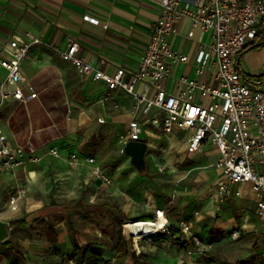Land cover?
Segmentation results:
<instances>
[{"label": "crops", "instance_id": "crops-1", "mask_svg": "<svg viewBox=\"0 0 264 264\" xmlns=\"http://www.w3.org/2000/svg\"><path fill=\"white\" fill-rule=\"evenodd\" d=\"M86 15L98 18L100 24L88 21L85 18ZM159 15L158 0H0V59L6 56L4 47L14 36L27 42H32L34 38L40 40L31 43L29 53L21 64L22 73L27 82L37 91V97L30 99L27 103L10 98L0 109V129L7 136L8 143L13 150L26 160L22 167L0 175V186L3 183L13 184L15 179V185L11 189L7 202L0 206L1 218L8 220L25 208L28 212L23 215L28 221L25 229L30 227V220L33 217L39 216L40 212L43 213V210L39 211L38 207H35L38 206L35 203L29 204L30 196L28 195L20 203L19 210L16 212L10 209L9 199L17 187L24 186L26 190L28 189L17 175L20 169L23 170L22 174L26 175L28 180L36 174L39 163L33 162L30 157L42 159L50 155L55 160L53 168H59L71 174L76 172L81 174L85 187L95 190L91 200L97 204L114 205L117 201H121L119 209L124 215L122 221L126 225L127 238L130 240V254L121 260V264L124 261L129 264V260L139 264L143 250L146 252L147 247H151L149 244L156 240L155 237L162 235V233L154 234L161 227L158 225L161 217L157 219L156 210H164L167 216V210L160 198L147 192H126L123 190L125 181L109 189V185L101 177L94 175L93 171L96 165H100L107 172L95 152L99 149L98 143L103 141L104 132L116 131L119 143V135L127 129L133 117L131 95L122 90L110 91L105 82L94 80L92 76L82 75L71 61L62 57V51L68 47L70 40L74 39L80 44L78 55L95 67L109 73H115L121 67L134 71L139 65ZM104 24L108 26L105 27ZM191 29V18L185 17L180 22L178 33L170 36L175 49L180 53L188 54L190 60L189 62L171 63L173 74L166 81V89L169 93L175 94L182 88L178 82L182 76H188L189 79H200L195 70V58L200 41L205 39L206 34L200 27H197L191 37L189 35ZM259 32H263L261 38L264 40V19ZM237 66L243 75L264 74V42L244 54ZM6 77L7 70L0 63V84ZM201 79L208 81L209 76L205 75ZM245 80L248 83H254ZM261 84L264 85V83ZM26 93H29L27 89ZM105 97L108 98L104 100ZM100 119L105 121L100 122ZM144 129L147 131L146 135L148 132L160 133L168 139L174 152L185 150L189 158L194 155L187 150L186 138L189 132L164 133L154 126ZM142 140L146 141L143 134ZM95 142L96 145H94ZM146 142L148 149L151 145L148 141ZM209 145H212L211 151L206 150ZM53 146L59 148L60 157H55L50 152ZM72 152H77L82 159L86 156H94L96 163H89L85 160L78 164L71 163L68 157ZM199 153L200 155L208 153L214 165L220 158L217 145L211 141L203 143L202 151L195 155ZM175 154H169L166 157L170 167H173L170 162L176 158ZM143 173L145 175L147 171ZM169 173L175 176L182 174L174 168ZM220 175L221 169L216 165L213 166L212 179L214 182L219 180ZM110 176L112 177L111 174ZM215 187L216 185L201 195V206L193 212V218L186 221L192 222L196 234L199 232L198 227L204 215L213 218L215 227L224 226L223 228H227L228 231L237 227L244 229L243 225H234L235 221L230 222L221 218L227 201L220 204L216 200ZM238 198L250 200L253 203L254 214L258 216L250 183L244 185L243 195ZM181 202L183 206H186L189 199H182ZM136 220L156 221L136 224L137 228L133 230L138 229L141 239L135 242L129 234V228L132 225L128 224ZM144 223L150 227L146 228ZM167 226L170 233L165 234L164 237L175 240L173 234L180 232V222L168 219ZM69 228L71 230L70 239L75 250V243L80 246L93 243L102 247L100 242L103 238V227H83L81 237L84 242L78 238L77 227L70 223ZM145 239L154 240L150 242ZM117 243L118 238L114 249L115 262L118 253ZM179 246L184 249L182 257L189 263L192 258L187 255L186 246L178 243ZM76 256L80 257L77 255V250ZM176 257H178L177 253L173 250L158 264H167L169 259H176ZM26 259L28 264L27 255ZM0 263L8 264V258H4V261L0 259Z\"/></svg>", "mask_w": 264, "mask_h": 264}, {"label": "built area", "instance_id": "built-area-1", "mask_svg": "<svg viewBox=\"0 0 264 264\" xmlns=\"http://www.w3.org/2000/svg\"><path fill=\"white\" fill-rule=\"evenodd\" d=\"M158 4L160 15L136 70L121 67L115 73H109L97 68L78 55L80 44L74 39L62 51V57L71 61L82 75L105 82L110 91L122 90L131 95L133 117L119 135L122 152L128 141L142 140L144 128L149 126L158 127L164 133L189 132L186 143L191 154L201 152L203 143L211 141L220 152V158L215 162L221 169L214 192L216 200L223 204L231 198L241 197L244 185L250 183L256 214L264 217V85L248 83L237 68L240 52L258 35L264 19V0H158ZM185 17L192 20L191 37L197 27L206 37L200 41L195 58V70L200 79L182 76L178 81L182 88L174 94L166 89V81L173 74L171 63L189 62L190 59L188 54L175 49L170 36L178 33ZM85 18L100 24L96 17L86 15ZM39 41L34 38L27 42L14 36L5 45L6 56L0 63L7 70V77L0 84V109L10 98L27 103L37 97V91L22 73L21 64L31 43ZM205 75L209 76L208 81L201 79ZM104 121L100 119V122ZM50 152L55 157L61 155L57 146L51 147ZM30 160L38 159L30 157ZM69 160L75 164L83 160L96 163V157L82 159L77 152L70 153ZM25 162L0 129V175ZM93 171L107 184L113 182L102 166L96 165ZM26 193L24 186L17 187L12 193L9 205L13 212L19 210ZM156 216L157 219L164 216L165 221L154 234H169L164 210L157 209ZM155 221L129 222L132 239L137 241L138 229L133 230L137 228L136 224ZM193 228L192 222L180 221V232L174 233L173 237L186 246L189 257L197 259L208 245ZM244 234L245 230L237 227L229 231V238L237 240Z\"/></svg>", "mask_w": 264, "mask_h": 264}, {"label": "rangeland", "instance_id": "rangeland-1", "mask_svg": "<svg viewBox=\"0 0 264 264\" xmlns=\"http://www.w3.org/2000/svg\"><path fill=\"white\" fill-rule=\"evenodd\" d=\"M146 134L144 129L143 136L151 146L146 150V167L141 171L132 163V157L121 151L117 132H104L103 141L98 143L99 149L95 155L113 177V182L108 184L109 189L125 181L123 190L126 192H147L160 198L167 210L166 217L170 221L192 219L193 212L201 206V195L218 182L212 179V167L215 166L212 158L208 153L194 154L189 158L185 150L174 152L169 140L160 133ZM206 150L211 151L212 145L207 146ZM174 153L176 158L170 162L173 164V167H170L166 157ZM33 162L39 164L36 174L30 180L22 174V169L17 175L28 188L26 196H30L29 204L35 203L38 205L35 207H38L39 211L43 210V213L40 212L39 216L30 220V227L14 228L10 237L13 244H18L20 251L27 255L28 264H79V257L76 256L70 239V223L77 227L78 238L82 242L83 227H103L100 244L107 259L104 264H115V242L121 221L124 220V215L119 209L121 201L114 205L97 204L91 200L95 190L85 187L81 174H71L53 168L55 160L50 155ZM172 168L181 172L183 179L169 173ZM146 171L147 174L143 175ZM14 183L15 179L13 184L3 183L0 186V206L7 202ZM186 198L189 203L183 206L181 200ZM26 213L27 210L23 208L10 219L22 217ZM221 218L235 221L234 225H243L245 234H253L242 240H233L229 238L227 228L215 227L213 218L204 215L201 217L197 235L207 242L206 251L231 263L245 260V264H264V217L259 218L254 214L253 203L248 199L231 198L227 200ZM164 236L165 234L155 237V241L145 239L153 242L149 244L151 247H147L146 252L143 250L139 264H158L173 250L178 257L169 259L167 264H204L199 258L190 259L189 263L185 261L182 257L184 249L178 247L180 242ZM8 253L10 252L0 242V259L4 261ZM18 264L24 263L19 261ZM123 264L127 263L124 261Z\"/></svg>", "mask_w": 264, "mask_h": 264}, {"label": "trees", "instance_id": "trees-1", "mask_svg": "<svg viewBox=\"0 0 264 264\" xmlns=\"http://www.w3.org/2000/svg\"><path fill=\"white\" fill-rule=\"evenodd\" d=\"M263 32H258V35L252 43L248 44L239 54L238 56V63L240 58L246 54L247 52L257 48L258 46L262 45L264 40L261 38ZM237 63V65H238ZM238 68V66H237ZM239 70V68H238ZM245 79L252 81V82H258V83H264V74L260 75H243ZM26 216L15 218L10 221L11 226L13 228H24L28 221L26 219ZM253 233H246L242 235L239 240L245 239L249 236H251ZM137 239H141V234H138ZM6 250L9 251L7 258H8V264H18L19 261H21L24 264H27V259L24 254V252L20 251V246L18 244L14 245L12 239L10 238L6 242L2 243ZM77 255L79 257V264H104L106 263L107 259L105 258L103 254V249L100 245L93 244V243H87L83 246H80L78 243H75ZM117 256H116V262L115 264H121V260L126 256L130 254V240L127 238V232H126V225L123 221H121L120 229H119V237H118V243H117ZM204 264H245V260H239L234 263L224 261L220 259L219 257L215 256L210 251L203 252L198 257ZM129 264H136V262H132L129 260Z\"/></svg>", "mask_w": 264, "mask_h": 264}, {"label": "water", "instance_id": "water-1", "mask_svg": "<svg viewBox=\"0 0 264 264\" xmlns=\"http://www.w3.org/2000/svg\"><path fill=\"white\" fill-rule=\"evenodd\" d=\"M147 146L148 144L144 140H130L125 145V152L132 157V163L141 171L146 167ZM13 229L10 221L0 217V242L9 240Z\"/></svg>", "mask_w": 264, "mask_h": 264}, {"label": "bare ground", "instance_id": "bare-ground-1", "mask_svg": "<svg viewBox=\"0 0 264 264\" xmlns=\"http://www.w3.org/2000/svg\"><path fill=\"white\" fill-rule=\"evenodd\" d=\"M164 221H165V218H164V216H162V217H161V220H160V222L158 223V225H160V226H161V225H162V223H163ZM147 224H148V223H147ZM147 224H146V223H144V226H145L146 228L150 227V225H148V226H147ZM142 225H143V224H142Z\"/></svg>", "mask_w": 264, "mask_h": 264}]
</instances>
